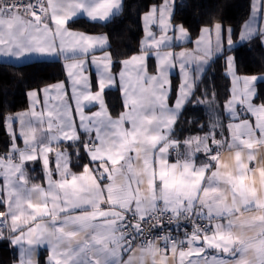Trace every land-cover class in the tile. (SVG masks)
Here are the masks:
<instances>
[{"label": "snow or ice", "instance_id": "snow-or-ice-1", "mask_svg": "<svg viewBox=\"0 0 264 264\" xmlns=\"http://www.w3.org/2000/svg\"><path fill=\"white\" fill-rule=\"evenodd\" d=\"M174 7L175 0L149 7L139 52L115 61L114 72L107 34L70 24L81 16L106 24L124 0H0V56L61 58L71 85L70 95L63 82L45 87L39 110L34 99L28 112L4 117L10 144L0 155V240L16 246L14 264H39L42 247L47 264H264V103L252 102L264 75L239 76L235 58L226 57L225 124L215 92L204 90L202 99L195 92L225 41L234 46L232 29L215 22L192 40L172 23ZM258 15L264 19V0H252L240 41L264 44ZM149 57L157 61L151 74ZM173 69L182 81L170 106ZM115 86L124 110L113 117L105 93ZM51 91L58 102L49 105ZM194 98L208 122H196L202 135L180 139L177 120ZM73 157L86 159L78 171ZM35 162L42 182L29 176Z\"/></svg>", "mask_w": 264, "mask_h": 264}, {"label": "trees", "instance_id": "trees-1", "mask_svg": "<svg viewBox=\"0 0 264 264\" xmlns=\"http://www.w3.org/2000/svg\"><path fill=\"white\" fill-rule=\"evenodd\" d=\"M160 3L161 0H124L123 12L106 24L79 18L77 22L71 23L70 27L91 34H107L111 46L109 51L114 61L113 71L117 72L121 69V65L116 64L115 61L126 59L139 52L141 48V41L145 34L143 14L151 5ZM251 14L252 0H175L172 21L177 25H183L192 40L199 37L202 27L210 26L215 22L230 27L233 38L237 40L242 25L250 19ZM231 54L236 59L240 74H264V45L259 38L233 46L231 49L226 48L223 55L216 57L206 69L196 89L195 97L202 99L201 93L204 90L209 93L214 91L216 103L213 108L221 116L225 113V102L230 97L231 81L226 74V57ZM155 66V58L149 57V70L156 71ZM65 79V69L62 61L59 60H40L25 64L0 63V155L8 151L10 144L4 117L19 110H26L29 107L28 94L31 90H38ZM179 84L180 78L174 76L170 95L171 103L175 101ZM105 99L113 116L123 111L120 89L106 91ZM255 102L264 103V82L259 84V93ZM197 121L206 125L208 113L205 106L197 104L194 98L192 103L185 104L177 120L176 136L183 139L193 134H203L200 132ZM74 161L76 158L73 159V166L76 165ZM84 161L86 159L82 160ZM17 254L16 247L7 239L0 240V264H14ZM44 263L43 258L41 264Z\"/></svg>", "mask_w": 264, "mask_h": 264}, {"label": "crops", "instance_id": "crops-1", "mask_svg": "<svg viewBox=\"0 0 264 264\" xmlns=\"http://www.w3.org/2000/svg\"><path fill=\"white\" fill-rule=\"evenodd\" d=\"M159 5V4H158ZM173 12H174V9H173ZM80 18H85V19H87L86 17H84V16H81ZM88 20V19H87ZM143 20V19H142ZM172 23L173 24H175L173 21H172ZM257 23H258V26H261V27H264V19H261L260 17H259V15H258V18H257ZM178 25H180V24H178ZM143 26H144V22H143ZM72 30H74V29H72ZM74 31H78V30H74ZM79 32H84V31H79ZM144 32H145V29H144ZM154 32H156L157 34H159V30H158V28L155 26V30H154ZM85 33H87V32H85ZM88 34H91V33H88ZM102 34V33H101ZM169 35H173V33L172 32H169L168 33ZM201 34V33H200ZM92 35H99V34H92ZM145 35H146V33L144 34V36H143V38H142V41L145 39ZM232 35V34H231ZM233 37V36H232ZM239 37H240V35H239ZM109 38V37H108ZM233 39V38H232ZM141 41V42H142ZM235 41V43H234V46H236V42H237V45H239V44H243V43H245L246 41H240V39L238 38L237 40H234ZM109 44H110V42H109ZM264 45V44H263ZM184 47L185 48H187V49H192L193 47H194V45H192V46H187V45H185L184 44ZM224 48L226 49V48H228V46H227V44L225 43L224 44ZM181 50V48H180V46L179 45H177L174 49H173V51H180ZM138 53V52H137ZM137 53H135V54H137ZM97 56H100V55H102V53H101V51H99V50H97L96 51V53H95ZM231 56H233L232 54H231ZM234 57V56H233ZM235 58V57H234ZM113 59V58H112ZM40 60H59V61H62V63H63V60L61 59V58H56V57H31V58H28V59H25V60H22V61H18V60H16V59H14V58H12V57H4V56H0V63H13V64H25V63H29V62H32V61H40ZM156 63H157V61H156ZM63 66H64V63H63ZM88 68H89V71L86 73L87 75H89L90 76V78L92 79V80H95V78H96V70H95V67L94 66H92V65H88ZM64 69H65V67H64ZM121 70V69H120ZM235 70H236V73L239 75V76H246V74H240L239 72H238V70H237V63H236V59H235ZM147 71L151 74V73H155V71L154 72H151L150 70H149V58H148V60H147ZM65 73H66V70H65ZM226 73H227V69H226ZM254 75H257V76H259V75H264V74H254ZM174 76H178L179 78H180V83H181V81H182V77H181V74L179 73V71H178V69H173L172 70V72H171V75H170V79H171V87H172V79H173V77ZM229 76V75H228ZM229 78H230V81H231V84H230V94H231V88H232V78H231V76H229ZM59 82H63L64 84H65V86H66V88L68 89V91H69V95L71 94V85H70V82L67 80V79H65V80H62V81H59ZM261 82H264V81H258L257 83H256V85H255V88H256V96L254 97V99H253V103L254 104H260V103H256L255 102V99H256V97L258 96V93H259V84L261 83ZM58 82H56V83H54V84H50V85H47V86H44V87H42L41 89H38V90H36L37 92H39L40 94H39V96L38 97H36V98H33V97H31V96H29L28 95V99H29V107L26 109V110H19V111H16V112H14V113H12V114H16V113H24V112H28L31 108H32V106H33V100L34 99H36V101H37V103H36V108H37V110H39L41 107H43V105H44V100H45V98H44V95H43V93H42V89H44L45 87H48V86H51V85H55V84H57ZM120 89L119 88V86H115V87H113V88H111V89H107L106 91H108V90H113V89ZM33 90H31L30 92H32ZM121 91V90H120ZM29 92V93H30ZM121 93H122V91H121ZM170 95H171V92H170V94H169V100H168V103H169V105L171 106L172 104H174V102L173 103H171L170 102ZM230 98V97H229ZM105 101H106V99H105ZM58 101L56 100V98H55V92L54 91H51L50 93H49V97H48V104L49 105H52V104H55V103H57ZM108 106V105H107ZM92 111H96V110H98V108L97 107H92V109H91ZM124 110V109H123ZM85 111L86 112H88L89 111V109L88 108H86L85 109ZM108 111L110 112V110H109V107H108ZM111 113V112H110ZM113 116V115H112ZM113 117H115V116H113ZM221 119H222V121L226 124L227 122H228V120H227V114L226 113H223V115L221 116ZM254 119V118H253ZM13 127L18 131L19 130V125L18 124H14L13 125ZM202 135V134H201ZM217 138H219V135L217 136ZM16 143L22 148L24 145H23V140H22V138L21 137H19V136H17V139H16ZM69 151H72L71 149H69ZM2 155V154H1ZM51 158V157H50ZM75 157H73V159H74ZM75 162V164H77V163H84V162H86V161H84V162H82V160L81 161H77V159H76V161H74ZM73 170L74 171H78L79 169L78 168H75V166L73 167ZM28 172H29V176L30 177H33V178H35V180H36V182H42V180H41V178H42V175H43V173H42V167H41V164L40 163H38V162H35V163H31V166L29 167V169H28ZM0 210H2V209H0ZM5 234H7V233H5ZM14 247H16V246H14ZM17 249V248H16ZM18 252V251H17ZM44 254V255H43ZM48 255H50V252H49V250L46 248V247H42V248H40L39 249V251H38V254H37V257H36V259L39 261V264H41V259H45V263L44 264H47V258H48Z\"/></svg>", "mask_w": 264, "mask_h": 264}, {"label": "rangeland", "instance_id": "rangeland-1", "mask_svg": "<svg viewBox=\"0 0 264 264\" xmlns=\"http://www.w3.org/2000/svg\"><path fill=\"white\" fill-rule=\"evenodd\" d=\"M229 28H230V27H229ZM152 30H153V31L155 30V25L152 26ZM199 36H200V35H199ZM232 38H233V37H232ZM213 40H214V37H213ZM232 40H233V42L235 43V41H234L235 39L233 38ZM225 43H226V41H225ZM226 44H227V43H226ZM236 45H237V42H236Z\"/></svg>", "mask_w": 264, "mask_h": 264}, {"label": "built area", "instance_id": "built-area-1", "mask_svg": "<svg viewBox=\"0 0 264 264\" xmlns=\"http://www.w3.org/2000/svg\"><path fill=\"white\" fill-rule=\"evenodd\" d=\"M188 230H189V231H191V228H190V227H188Z\"/></svg>", "mask_w": 264, "mask_h": 264}]
</instances>
